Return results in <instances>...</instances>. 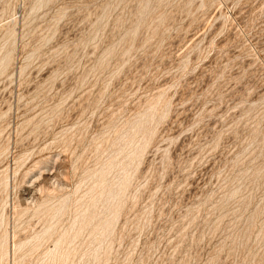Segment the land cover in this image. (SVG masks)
<instances>
[{"label": "rangeland", "instance_id": "rangeland-1", "mask_svg": "<svg viewBox=\"0 0 264 264\" xmlns=\"http://www.w3.org/2000/svg\"><path fill=\"white\" fill-rule=\"evenodd\" d=\"M0 264H264V0H0Z\"/></svg>", "mask_w": 264, "mask_h": 264}]
</instances>
